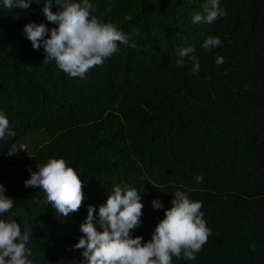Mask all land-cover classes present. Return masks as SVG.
<instances>
[{"label": "trees", "instance_id": "16d2710c", "mask_svg": "<svg viewBox=\"0 0 264 264\" xmlns=\"http://www.w3.org/2000/svg\"><path fill=\"white\" fill-rule=\"evenodd\" d=\"M207 2L89 0L91 14L129 43L73 78L54 60L42 63L43 46L34 50L23 32L33 22L57 27L43 15V0L27 10H8L0 0V113L16 133L0 140V184L14 200L0 219L31 233V264H87L83 249H74L80 225L88 205L98 214L116 185L142 194L141 225L131 233L142 242L176 191L203 202L212 234L195 260L173 257V264H264V0H219L226 15L193 23ZM209 37L222 45L205 50ZM189 46L201 65L195 75L187 57L176 65ZM217 57L225 63L217 65ZM48 104L54 111L43 114ZM41 130L49 141L36 149L31 167L7 155L32 135L39 140ZM53 158L64 159L85 184L83 206L68 217L45 205L42 189L24 185L29 169ZM154 199L162 209L152 207Z\"/></svg>", "mask_w": 264, "mask_h": 264}, {"label": "clouds", "instance_id": "9594fccd", "mask_svg": "<svg viewBox=\"0 0 264 264\" xmlns=\"http://www.w3.org/2000/svg\"><path fill=\"white\" fill-rule=\"evenodd\" d=\"M32 3L38 4L40 0H3V6L8 10H27ZM53 4L56 12L52 11ZM93 11L89 0H82V3L43 0V15L57 27L49 28L45 23L33 22L25 25L23 32L34 50L43 46L46 55L42 63L54 60L58 68L70 77L84 78L90 69L115 57L119 53L118 44L129 43L127 35L111 23L100 22L91 14ZM203 12L193 17V23L211 24L226 15L219 8V0H208ZM221 45L219 37H209L203 48L207 50ZM131 47L135 48V43ZM194 51L191 46L181 49L176 65L184 66L187 57L195 75L199 73L201 65L196 56L190 55ZM215 63L222 65L225 60L217 57ZM53 111L51 104H48L43 114ZM72 117L74 120L75 115ZM45 133L41 130L38 135L41 137L40 134ZM46 134L49 141L50 135ZM15 135L8 118L0 113V140ZM26 146V143L15 144L7 155L24 159V163L31 167L34 153L40 145L29 156L25 152ZM36 169H29L31 176L24 182L25 187L42 189L46 194L45 205H51L63 217L79 211L85 200V184L64 159H50L43 166H36ZM195 180L200 183L203 177L196 176ZM5 193V186L0 184V214L8 213L14 207V200ZM202 206V201L190 200L184 192L176 191L171 208L165 210L164 218L159 220L151 239L142 242V236L133 238L131 235L141 225L144 207L142 194L133 188L116 185L106 203L99 207L98 214L93 205H88L87 217L80 225L83 235L74 249H83L82 255L87 264H173V257L195 260L196 254L212 234L203 218ZM152 207L162 209L163 205L154 199ZM30 235L27 230L22 232L14 219H0V264H31L28 258L31 250L26 246ZM250 247L255 250L254 243Z\"/></svg>", "mask_w": 264, "mask_h": 264}, {"label": "rangeland", "instance_id": "374dc122", "mask_svg": "<svg viewBox=\"0 0 264 264\" xmlns=\"http://www.w3.org/2000/svg\"><path fill=\"white\" fill-rule=\"evenodd\" d=\"M40 132H37L36 134H38ZM41 135V138L38 140L36 139V136L35 135H32L30 137H28L26 140H25V143L27 145V150L25 151L27 153V155H31L33 153V151L39 146L41 145L42 143L48 141V135L45 133V134H40Z\"/></svg>", "mask_w": 264, "mask_h": 264}]
</instances>
